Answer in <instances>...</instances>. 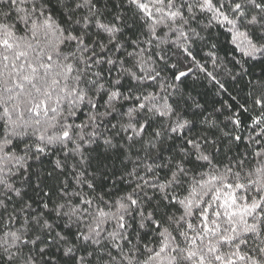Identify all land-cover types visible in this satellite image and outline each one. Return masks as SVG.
Listing matches in <instances>:
<instances>
[{
	"label": "snow or ice",
	"instance_id": "1",
	"mask_svg": "<svg viewBox=\"0 0 264 264\" xmlns=\"http://www.w3.org/2000/svg\"><path fill=\"white\" fill-rule=\"evenodd\" d=\"M0 264H264V0H0Z\"/></svg>",
	"mask_w": 264,
	"mask_h": 264
},
{
	"label": "trees",
	"instance_id": "2",
	"mask_svg": "<svg viewBox=\"0 0 264 264\" xmlns=\"http://www.w3.org/2000/svg\"><path fill=\"white\" fill-rule=\"evenodd\" d=\"M257 72H259V68L256 69ZM198 91L200 92H208L209 93V97H211V85H207L206 83H201L199 86H198Z\"/></svg>",
	"mask_w": 264,
	"mask_h": 264
}]
</instances>
